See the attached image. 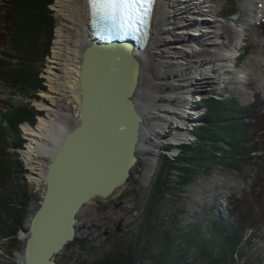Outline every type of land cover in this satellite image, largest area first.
Listing matches in <instances>:
<instances>
[{
    "label": "rangeland",
    "instance_id": "rangeland-1",
    "mask_svg": "<svg viewBox=\"0 0 264 264\" xmlns=\"http://www.w3.org/2000/svg\"><path fill=\"white\" fill-rule=\"evenodd\" d=\"M55 2L56 0H53L48 6L49 14H47V17L52 19L50 21L52 30L49 31L52 34L49 51L43 53L41 58L30 61L28 60L29 52L27 54L26 50L22 53L18 51L19 46L21 49H25L24 43L26 42L23 32L16 30L15 23L4 21L6 18L3 10L6 4L5 0H0V8L2 9L0 11V33L4 36L1 39L3 43L0 44V52L2 50L4 52L3 55L0 54V117L6 111L4 107L7 102L16 105V110L10 113L11 120H13L11 126L8 122L0 119V149L4 153V156H0V161L7 173L9 172V184L5 187L2 186L0 191L12 195V203L9 205L14 209L19 208L18 205L24 191L27 190L31 194L29 212L21 224L16 226L8 215L6 217L0 214V221L5 223L0 226V230H3V232L0 231L2 233L0 234V264H24L23 252L26 240L24 228H30V217L40 204L46 186L45 182L37 186L29 178L30 169L25 158L29 139L25 133V126L36 127L40 122V117L47 113L40 106V103L46 101L44 93L48 92L50 88L47 74L51 65L50 60L53 56L57 30L61 25V16L53 5ZM247 5L246 0H223L222 5L219 4L220 18L226 22V18L231 17L229 22L234 26L244 21L243 11ZM203 6L209 7L206 4ZM157 12L158 8L155 13ZM160 14L159 11L156 20ZM234 16L239 18L232 20ZM18 19L19 22L17 23L22 26L20 17L17 18V21ZM201 23L200 26L204 27V23ZM250 26L252 27L250 33L240 44L241 52L244 55L243 60H239L237 69H241L247 59L262 56L261 45L257 41L264 43V19L256 25ZM179 29L182 30L183 28ZM29 36L30 34H26L28 39ZM18 39H22V41L18 42ZM29 41H32L31 37ZM42 42L46 43V37ZM28 43L30 44V42ZM29 44L27 49L30 48ZM38 45L36 44L37 48ZM3 69L14 77H19L18 81L20 80L21 84L18 82L16 84L12 80L9 81L5 77ZM18 70L19 76H16ZM229 70L231 71V69ZM260 70L261 72H259L264 76V66ZM168 71L174 72L171 68ZM178 72H174V74ZM258 75V73L250 75L248 82L253 92L255 91L254 93L260 92L263 96L264 89L257 87ZM153 77L155 79H151L153 83L151 82L150 88L156 94L154 84H158L161 80L158 79L157 73H154ZM172 86L163 82V84H158L157 89L161 88V92H164L162 89L170 90ZM232 87L227 83L223 92H218V95L213 94V96L206 94L202 99L212 98L227 102L232 98L229 96L232 92L236 96H240ZM207 99L203 101V107L206 106V108L200 112L199 121L194 129V136L197 137L193 140H187L188 142L185 143L187 145L196 144L197 141L199 145H202L203 141L199 140L198 128L207 123L204 117L209 109ZM58 105L73 113H77L79 110L77 101L69 103L59 101ZM220 107L221 109L224 108L223 112L225 113L226 110H229L228 104H222ZM222 115V119L227 116H224L223 113ZM74 123L73 121V125ZM206 143V145H202L204 149L199 152V154L205 153L203 156L205 161L201 165H198L194 160L190 163L187 162V166H190L194 172H192L188 184L183 188L175 183L184 174L177 167L185 164L177 161L178 157L184 153L182 148L179 149L180 151L170 154L171 156L164 154L157 158L153 156L151 161L142 152L139 163L120 192H115L108 200L95 199L84 206L79 214L78 237L57 256L58 264H93L108 255L113 256L121 264H158L155 263L154 256L158 259V254L160 255L168 249L170 257H174L182 252L181 250L179 252L181 248H184V253L186 252L187 257H189L192 253L198 252L196 250L198 239H195V245V241L190 244L188 242L189 236L192 239L201 232L202 235H199L200 242L205 239H213L222 230L217 228V231L214 227L217 224L221 228V222L217 219L233 223L244 216L247 221V228L243 233V241L237 249L238 251L229 254L236 260L232 264H250L251 262L264 264V136L258 135L250 140V144L247 146L250 150H248L250 159H245L247 155L236 156L233 159L232 153L229 152V145L223 141H208ZM256 144L258 145L256 146ZM188 155L195 157V152H188ZM240 157H244V159ZM50 161L51 158L49 157L45 160L46 169ZM145 165L154 166L155 171L143 172ZM162 173L163 177L170 176L171 184L180 189L167 193L162 201L157 203L156 187L159 184L160 190L162 189L161 183H159V176ZM155 202L156 206L154 205ZM227 217L229 221L226 220ZM148 219L151 220L148 225L151 227L155 225L151 229H148L144 224ZM14 229L17 231V239L23 243L18 249L11 251L13 250L14 237L4 236L7 235L8 231ZM188 260L190 261L189 258ZM163 261H165L164 258Z\"/></svg>",
    "mask_w": 264,
    "mask_h": 264
},
{
    "label": "bare ground",
    "instance_id": "bare-ground-1",
    "mask_svg": "<svg viewBox=\"0 0 264 264\" xmlns=\"http://www.w3.org/2000/svg\"><path fill=\"white\" fill-rule=\"evenodd\" d=\"M222 1L157 0L155 11L158 8L161 14L156 20L158 12H154L151 22L153 30L149 32L144 49L139 52L141 66L135 99L144 116L139 157L142 152L159 151L158 148H162L163 145L161 141H165L167 131L173 125L189 130L193 137L191 140L195 139L197 136H194L195 131L191 127L192 123L199 121L200 112L206 108L203 107V101L207 98L202 99L206 94L213 96V93L223 92L228 83L230 87L233 86V90L239 91L242 97L245 99L251 97V101L254 102L255 96L248 80L249 76L255 73L259 74L257 87L264 89V76L260 73V68L264 66V43L257 41L261 45L262 56L247 59L241 69L236 67L238 66L236 58L231 57L234 53L240 57V44L250 33L252 28L250 25H256L264 18V0H246L248 5L243 11L244 21L234 26L229 22L231 19L226 18L224 22L220 18L219 4L221 6ZM204 4L209 7L205 8ZM53 5L61 16V25L57 30L47 74L50 88L44 93L46 101L40 103L47 113L40 117L36 127L25 126V133L29 139L25 158L30 169L29 178L37 186L45 182L48 169L45 160L48 157L52 159L65 134L73 126V121H77L80 116V110L77 113L67 111L59 106L58 102L77 101L80 106L83 55L86 48L94 42L89 26L91 20L89 0H56ZM235 16L232 20L239 18ZM201 22L204 23V27L200 26ZM169 68L179 72L171 73L168 71ZM154 73L158 74L160 84H163L166 78L174 87L170 90L162 89L164 92H161V88L157 89L159 83H155L157 95L153 93L150 85L153 83L151 79L154 78ZM247 90H250L249 93ZM160 100L166 104H161ZM165 112L168 115L164 119L166 124H169L167 126L161 124L156 117L157 113ZM151 134H154L161 143L159 146L156 142H149ZM170 142L175 144V140L172 142L170 139ZM186 142L177 143V147L174 145L168 147L167 152L172 153L181 149V145ZM121 189L123 188L116 192H120ZM226 220L229 221V218ZM79 224L78 219L77 230Z\"/></svg>",
    "mask_w": 264,
    "mask_h": 264
},
{
    "label": "water",
    "instance_id": "water-1",
    "mask_svg": "<svg viewBox=\"0 0 264 264\" xmlns=\"http://www.w3.org/2000/svg\"><path fill=\"white\" fill-rule=\"evenodd\" d=\"M94 21L91 11L94 42L83 55L80 116L52 157L42 200L30 217V228H24V264H58L57 256L78 237L84 206L111 198L127 184L140 160L144 116L135 91L139 52L153 24L150 30L142 28L134 36L122 37L102 20ZM96 23L101 26L95 27ZM168 81L164 79L171 84Z\"/></svg>",
    "mask_w": 264,
    "mask_h": 264
},
{
    "label": "trees",
    "instance_id": "trees-1",
    "mask_svg": "<svg viewBox=\"0 0 264 264\" xmlns=\"http://www.w3.org/2000/svg\"><path fill=\"white\" fill-rule=\"evenodd\" d=\"M53 2V0H5V8L3 10L4 17L6 18L4 21L6 23H15L17 29L20 32H23V37L25 39L24 45L25 49H21L20 46L18 48V51L20 53L24 52L26 50V53L29 56L28 60H36V58H41L43 56V53L49 51L50 46V40L52 37V34L49 32L51 29L50 21L52 20L50 17H47L48 13V6ZM0 11L2 9L0 8ZM18 14V15H17ZM20 17V21L22 23V26H19L17 22H19V19L17 21V18ZM48 28V30H46ZM26 34H30L29 39L26 37ZM4 36L2 33H0V44L2 45L3 41L1 39ZM30 37L32 41L30 40ZM46 37V43L42 42V40ZM22 41V39L17 40ZM30 42V44L28 43ZM33 42V44H32ZM28 44L30 45V50L27 49ZM32 44V49H31ZM38 45V48L36 46ZM1 48V47H0ZM43 50V51H42ZM1 55L4 54L3 50L0 52ZM9 57L11 55H8ZM13 57V56H12ZM35 57V58H34ZM8 64V63H7ZM10 68V67H8ZM5 77L10 81L12 80L14 83L21 84V81L18 78L14 77V75L9 74L5 69H3ZM22 70L20 71V73ZM19 76V70L16 74V76ZM207 103H209V109L207 111V114H205V119L207 121L206 124H202L198 128L199 133V140L203 141L202 145H206L208 141H218V142H224L227 145H229V152L232 153V158H236V156H246L245 159H250V150L247 147L250 144V140L253 138H256L258 135L264 136V97H261L260 95L256 96L255 102L250 105H242L239 103L237 98H231L229 101L224 100H218V99H207ZM7 105L4 107L6 111L3 113L4 115H1L0 119H3L4 122H8L11 126L13 124V120H11L10 113H13L16 109V105L14 103H6ZM222 104H228L229 110L226 113L223 112L224 108L221 109ZM216 106V107H215ZM227 115L226 117L221 118L223 115ZM1 121V120H0ZM17 123V122H16ZM15 123V125H16ZM199 142L197 141L196 144H184L181 146L183 150V155L179 156L177 161L184 162L185 164L177 166L179 169L183 171V175L179 178L178 181L175 183L180 188H183L188 184V181H190L192 177V172H194L193 169L190 168V166H187V162L190 163L191 161H195L198 165H201L204 161L205 156L204 152H201L204 149V146L199 145ZM214 145V144H213ZM258 144H256L257 146ZM254 146V148H256ZM214 147L217 148L216 145ZM249 150V151H248ZM188 152H195V157H191L188 155ZM248 153V154H247ZM0 156H4L3 151L0 149ZM263 156V155H261ZM214 157V156H213ZM211 157V158H213ZM243 158L244 157H240ZM264 159V157H263ZM167 162V161H166ZM168 164V162H167ZM166 165V164H165ZM169 166L171 167V164L169 163ZM196 173V172H195ZM168 177H163V173L159 176V183H161V190L160 186L157 185L156 187V194H157V203L159 201H162L164 195L167 193L173 192V190L180 189L178 186H173L170 182ZM9 184V172L7 173L6 168H4V165L0 161V188L5 187ZM166 186V188H165ZM12 195L9 193H3L0 191V214L7 217V215L13 220L14 224L17 226V224H21L23 220L27 217V214L29 212V203L31 201V194L29 191H24L23 197L20 200L19 208H13L10 207L9 204L12 203ZM156 206V202L154 204ZM153 206V207H155ZM8 207V208H7ZM11 211H10V209ZM3 216V217H4ZM9 218V219H10ZM151 219V217H149ZM10 219V220H11ZM150 219H148L144 224L148 227V229H151L152 227L148 225L150 223ZM241 220V221H240ZM238 219V221H235L233 223H227L222 219H219L217 221L221 222V228L219 225H215V229H222L220 230L219 234L217 233V236L213 239H205L200 242L199 235H202L200 232L199 234H196L192 239L189 235L188 242L192 244L195 239H198V250L197 253H192L187 257L186 252L184 253L183 249H179L182 252L179 254H176L174 257H170V252L168 249H166L164 252L158 254V259L155 258V263L158 264H229L232 262L234 263L236 260L229 256V254H234L237 249L242 244L243 239V233L245 229L247 228V221L245 219V216L241 219ZM4 221H0V226H3L2 224ZM143 224V225H144ZM229 224V225H228ZM6 226V225H5ZM223 226V228H222ZM1 228V227H0ZM155 228V227H154ZM217 229V231H218ZM1 231V230H0ZM3 232V230L1 231ZM2 234V233H0ZM13 236V246L11 251H14L19 248L21 245L20 240L17 239V231L16 229L12 231H8L7 235L4 237H10ZM196 244V241L194 242V245ZM69 245V244H68ZM67 245V246H68ZM172 255V253H171ZM163 258L165 261H163ZM190 259V261L188 260ZM231 259V260H230ZM185 261V262H184ZM207 262V263H206ZM93 264H121L118 262L113 256H106L103 259L97 260ZM250 264H255L254 262H251Z\"/></svg>",
    "mask_w": 264,
    "mask_h": 264
},
{
    "label": "snow or ice",
    "instance_id": "snow-or-ice-1",
    "mask_svg": "<svg viewBox=\"0 0 264 264\" xmlns=\"http://www.w3.org/2000/svg\"><path fill=\"white\" fill-rule=\"evenodd\" d=\"M93 14L112 31L135 35L147 22L153 0H89Z\"/></svg>",
    "mask_w": 264,
    "mask_h": 264
},
{
    "label": "built area",
    "instance_id": "built-area-1",
    "mask_svg": "<svg viewBox=\"0 0 264 264\" xmlns=\"http://www.w3.org/2000/svg\"><path fill=\"white\" fill-rule=\"evenodd\" d=\"M230 42V41H229ZM213 94H215V93H213ZM216 95V94H215ZM217 95H218V93H217ZM161 104H166V103H162L161 102ZM170 105V104H169ZM172 105V104H171ZM168 115L166 114V112L165 113H157L156 114V117H157V119L159 120V122L161 123V124H163V125H165L166 124V122H165V118L167 117ZM173 121V120H172ZM186 122H188L187 120H186ZM188 124V123H187ZM167 125H169V124H166V126ZM192 129H195L196 128V126H197V123L196 122H194V123H192ZM178 126V125H177ZM176 125H173V126H171L170 128H169V130L167 131V134H166V137H165V141H161L162 143H163V145H161V147L162 148H158L159 149V151H157V150H152V151H150V152H143V153H145V155H146V157H149L150 158V161L153 159V158H151V157H153V156H156L155 158H157V157H160L162 154H164V155H168V156H171L170 154H174L175 152H178V151H180L179 149L177 150V151H175V152H172V153H170V152H167V148L168 147H171L172 145H174V146H178V144H180L181 143V141H182V143H184V142H186L188 139H192L193 137H191V135H190V133H189V130L187 131V130H185L184 128H178ZM187 129V128H186ZM165 133H163V135H164ZM162 135V136H163ZM149 142L150 143H153V142H156L157 144H158V146L161 144L156 138H155V136H154V134H151V135H149ZM170 139H172V142H174V140H175V144H171V142H170ZM174 139V140H173ZM177 141V142H176ZM178 143V144H177ZM153 145H155V144H153ZM151 147H153V146H151ZM162 151V152H161ZM146 170V171H145ZM145 170H143V172H148V171H151V172H154L155 171V169H154V166L152 167V165H145ZM142 172V173H143ZM143 176H145L144 174H143ZM152 176V175H151ZM150 180H151V177L149 178Z\"/></svg>",
    "mask_w": 264,
    "mask_h": 264
}]
</instances>
